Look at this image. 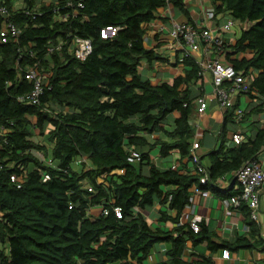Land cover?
<instances>
[{
	"label": "trees",
	"instance_id": "16d2710c",
	"mask_svg": "<svg viewBox=\"0 0 264 264\" xmlns=\"http://www.w3.org/2000/svg\"><path fill=\"white\" fill-rule=\"evenodd\" d=\"M71 1L83 8L57 21L55 1L0 0L21 29L18 41L0 39V264H147L161 244H170V263L161 264H214L204 256L194 263L182 258L188 241L210 240L206 227L196 235L190 225L154 230L134 210L159 201L173 213L162 212L161 220L177 225L194 189L215 190L220 178L258 156L264 130L248 144L231 149L222 144L213 152L205 185L193 174L156 167L154 149L160 148L162 158L173 151L181 159L189 156L190 119L199 99L190 91L200 80L194 59L183 62L185 71L172 84L154 85L139 71L144 61L166 62L146 47L145 35L167 1ZM18 2L26 7H17ZM210 2L216 15L227 13L248 27L229 46L227 60L239 73L256 74L255 94L249 96L264 98V0ZM171 5L191 22L184 0ZM108 27L120 30L104 40L101 32ZM70 34L92 41L86 61L69 52ZM60 39L67 44L48 55L49 43ZM237 55L243 57L233 59ZM30 67L45 76L37 105L27 101L35 89L25 78ZM174 114L173 125L166 123ZM31 129L39 132L38 139ZM129 148L143 151L140 164L150 166L149 176L127 163ZM238 193L224 190L226 199ZM94 208L101 210L94 214ZM249 233V239L220 248L235 253L256 247L251 241L259 232L253 224Z\"/></svg>",
	"mask_w": 264,
	"mask_h": 264
},
{
	"label": "crops",
	"instance_id": "0c3cea01",
	"mask_svg": "<svg viewBox=\"0 0 264 264\" xmlns=\"http://www.w3.org/2000/svg\"><path fill=\"white\" fill-rule=\"evenodd\" d=\"M184 1L191 19L190 24L202 28H211L212 30L224 28L229 22H232V27L234 26L236 20L227 13L216 15V18L212 21L208 19V13L214 10L210 0ZM190 2L199 4L202 7L201 10H197L196 17H193V12L187 8V4ZM177 12L174 15L171 7L170 9H160L158 10L157 19L146 26V47L155 50L157 55L166 59L165 63L161 61L153 63L144 61L141 64L140 74L144 78L149 79L154 85L163 82L172 84L174 79L185 71L183 64L180 62L181 50L177 42L171 37L170 30L172 24L176 22V17L180 16L181 12ZM232 27L228 32L219 31L220 36H223V43L220 47H212L208 51L203 52L204 62L218 60L224 64L232 65L227 60V53L230 52L229 46L236 41L233 38L236 34L231 33ZM229 38L231 43H229ZM242 57V55H237L233 56V59H241ZM197 65L200 70V80L190 86L191 95L194 98L205 99L208 107L202 114H199L196 110L190 119L193 138L190 140L191 150L188 157L181 159L179 152L173 151L168 157L162 158L160 156V148L150 152L152 163L161 170L172 169L194 175L197 168L202 166L208 172L211 167L210 155L215 151H219L222 144L226 149L237 147L231 140L234 133L239 132L242 135L244 142L241 145H244L253 141L258 132L264 130V98L238 93L231 96L232 106L230 108H221L216 100L211 73L202 71L199 64ZM201 72H203L202 75ZM245 75L248 76L247 74ZM255 75L254 73L253 77ZM238 110L243 111L240 123L234 119ZM244 116L246 117L245 119ZM177 117V114L172 115L166 123L173 125L174 119ZM227 118L228 120H226ZM154 137L158 138L159 135L156 134ZM197 142L199 147L195 149L194 145ZM140 152L143 153L142 150ZM145 152L148 153L149 148H146ZM257 158L264 169V146ZM135 168H141L145 176L150 174V166L146 163L135 165ZM236 172H230L220 178L215 183V190H207L204 193H197L195 189L192 191L191 203L185 209L179 223H182L183 226H189L193 221L200 220V227L204 226L208 229L210 240L198 244H193L192 240L188 241L187 248L182 256L186 262H198L204 256L211 258L214 264H264V185L260 193L261 201L258 219L253 221L250 216L246 217L247 214L249 215L248 208L244 207L236 211L225 204L227 200L224 195L225 189L234 188L238 192L241 191L235 179ZM100 210L97 208L95 211ZM162 212L173 215L159 201H156L152 207L145 209L136 208L134 210L135 215L143 216L152 229L164 232L174 231L179 223L175 225L170 221L161 220ZM250 224H253L259 232L258 237H254L255 239L251 241L256 247L235 253L230 252V259H223V250L220 246L224 243L233 244L242 237L249 239L251 237L249 233ZM173 235L176 236L177 234L174 232ZM168 248L170 249V244L168 246L165 244L156 246L147 260V264L170 263L168 261L169 257H167ZM210 248H213V251Z\"/></svg>",
	"mask_w": 264,
	"mask_h": 264
},
{
	"label": "built area",
	"instance_id": "2783aa9c",
	"mask_svg": "<svg viewBox=\"0 0 264 264\" xmlns=\"http://www.w3.org/2000/svg\"><path fill=\"white\" fill-rule=\"evenodd\" d=\"M44 2H54L55 7L54 11L57 14L55 19L57 21H66L70 19L71 15L73 17L77 16V12L79 8H83V4L78 2L75 5L71 0H43ZM168 5L166 8L170 9L171 3L173 0H166ZM23 7H26L25 4L22 3ZM78 6V7H77ZM71 10L72 12H70ZM12 13L10 10L0 5V18L3 19V25L0 28V39L1 42L6 44L12 40L18 41L21 36V29L16 26V24L11 20ZM216 18V14L213 11L208 13V19L211 21ZM232 27V22H229L224 28H217L216 30H212L211 28H202L197 25H192L190 23H173L171 27V37L177 42L182 56L180 57V62H183L186 59H194L196 64H199L202 71H207L211 73L214 93L216 96V100L221 108H230L232 106L231 96L234 94L242 93V94H255L251 89L252 76H246L243 73H239L234 66L229 64H224L218 60H209L207 62L203 61L204 54L203 52L208 51L212 47H220L223 43V36H220L219 31L228 32ZM120 28L116 27H108L102 30L101 37L104 40L112 39L117 36ZM68 40H71L69 52L71 55L79 60L86 61L88 57L93 52V43L90 39L82 38L79 36H72L71 34L68 36ZM64 44H67L66 41L60 39L56 43H49V47L47 49L48 55L55 52V50H59L63 47ZM203 72H201V75ZM25 78L34 83L35 89L34 92L27 96V101L32 105L39 104L40 96L42 95V83L44 81L45 76L40 74L36 67H30L25 74ZM24 101V98L21 99ZM196 110L199 114H202L207 109V101L205 99H198L196 101ZM243 117V111L238 110L234 119L237 122H241ZM232 142L239 146L244 140L242 135L237 132L234 133L231 137ZM199 147V143L197 142L194 145V148L197 149ZM142 161V153L137 149H129L127 156V163L130 165L139 164ZM123 173V172H121ZM196 176L200 178V183L205 185L209 180V174L207 170L199 166L195 171ZM235 179L238 183V186L241 188V191L236 195L227 199L225 204L239 211L243 207H247L250 212V218L253 221H257L260 209V201H261V188L264 185V169L262 168L257 157L246 162L237 172ZM13 181H16L15 178H12ZM91 191V190H90ZM197 193H204L199 189H195ZM115 213L118 218H121V209H115ZM200 220L193 221L190 224V227L193 232L198 233L201 231V227L199 225ZM183 226L182 223L178 224V227ZM223 259H230V251L224 250Z\"/></svg>",
	"mask_w": 264,
	"mask_h": 264
},
{
	"label": "rangeland",
	"instance_id": "374dc122",
	"mask_svg": "<svg viewBox=\"0 0 264 264\" xmlns=\"http://www.w3.org/2000/svg\"><path fill=\"white\" fill-rule=\"evenodd\" d=\"M20 6H22V2H18V6L17 7H20ZM171 8H172V11H173L174 15L176 13H178L173 5L171 6ZM187 8H189L193 12V17H196L197 10H201L202 7L199 4H196L194 2H190L189 4H187ZM176 22L179 23V24L188 22V17L184 13H180V16L176 17ZM247 28L248 27L246 26V24L241 23L239 21H235L234 26L231 29V33L236 34V35L233 36V38H235L237 40L239 38V36L241 35L242 31L247 29ZM229 43H231V39L230 38H229ZM174 72H175V70H174ZM31 131L33 132L35 138L38 139L39 132H37L35 129H31ZM40 141H43V140H40ZM40 157L43 158L42 155H40ZM95 210H97V208H94V212L93 213L97 214L98 212L95 211Z\"/></svg>",
	"mask_w": 264,
	"mask_h": 264
},
{
	"label": "clouds",
	"instance_id": "9594fccd",
	"mask_svg": "<svg viewBox=\"0 0 264 264\" xmlns=\"http://www.w3.org/2000/svg\"><path fill=\"white\" fill-rule=\"evenodd\" d=\"M172 6V5H171ZM166 9V8H165ZM130 149H135V148H130ZM129 151V150H128ZM142 162V161H141ZM140 162V163H141ZM140 163L139 164H136V165H140ZM133 166H135V165H133ZM121 172H123V171H121ZM196 176V175H195ZM197 189V188H196ZM203 192H205V191H203Z\"/></svg>",
	"mask_w": 264,
	"mask_h": 264
}]
</instances>
